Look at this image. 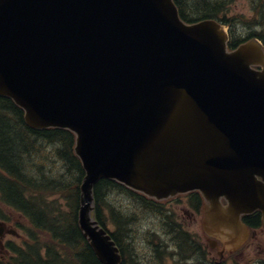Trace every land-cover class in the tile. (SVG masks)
<instances>
[{
	"label": "water",
	"instance_id": "water-1",
	"mask_svg": "<svg viewBox=\"0 0 264 264\" xmlns=\"http://www.w3.org/2000/svg\"><path fill=\"white\" fill-rule=\"evenodd\" d=\"M228 39L174 0H0V95L31 127L75 133L79 227L102 264L122 255L94 215L101 179L158 200L200 191L212 248L244 242L243 214L264 221V49Z\"/></svg>",
	"mask_w": 264,
	"mask_h": 264
},
{
	"label": "trees",
	"instance_id": "trees-1",
	"mask_svg": "<svg viewBox=\"0 0 264 264\" xmlns=\"http://www.w3.org/2000/svg\"><path fill=\"white\" fill-rule=\"evenodd\" d=\"M236 1L176 2L182 17L188 21L217 18L229 24L235 45L241 40L237 29L241 23L252 30L249 36L256 35L264 40V0H249L257 13L255 21L229 15ZM255 22L261 24V27L257 26L258 30L253 26ZM74 146L73 132L64 128L34 129L28 126L23 110L11 98L0 95V199L23 213L33 228L28 246L16 249L7 264H101L78 226L81 183L85 170ZM115 193L133 197V202L141 209L161 212L165 217L162 229H176L175 241L178 244L184 238L187 239L188 232L174 221L173 214H166L165 208L157 201L116 180L102 179L94 187L95 216L108 229L109 224L113 223L112 235L126 257L127 245L132 243L133 247L138 248L137 233L141 227L135 214L123 211L121 206L112 202ZM196 203L195 209L199 210L201 201L198 195ZM123 209L128 208L123 206ZM129 220L131 222L127 226ZM260 220V215L256 216L250 224L257 226ZM135 251L133 248L130 254L132 258L137 255ZM128 260L125 258L124 264H129Z\"/></svg>",
	"mask_w": 264,
	"mask_h": 264
},
{
	"label": "rangeland",
	"instance_id": "rangeland-1",
	"mask_svg": "<svg viewBox=\"0 0 264 264\" xmlns=\"http://www.w3.org/2000/svg\"><path fill=\"white\" fill-rule=\"evenodd\" d=\"M229 15L230 16L238 15V16L243 17L246 20L252 19V21H255L257 19V13L255 11V8H253V3H251V1H249V0H237L232 5ZM242 22H244V21H242ZM253 26H254V24H253ZM238 30L240 33L239 36H241V38H246L250 34V32L252 31L247 25H244L243 23L238 25ZM114 198L115 199H113V200L110 199V200H112V202L115 205L121 206L120 208L129 214H135L137 216V218H138L137 222H138V224H140V227H141V230L137 233L138 248L133 247L132 243L130 245L126 244L127 247H125V248H127V253L130 255L132 253V249L134 248V249H136L135 252H136V254H138L139 260H141L143 264H157V261L154 259L155 254L152 253V251L150 249V243L148 242V240L150 239L149 236L151 233H153L155 236H159L157 234V232H159L160 235L162 234V231H163L162 230V226H163L162 224H163V222H165L164 216L158 211L156 213V212L141 209L137 204H135L133 202V199H134L133 197L129 196V198H128V196H126V195L120 196L117 193H115ZM185 201H186L185 198L181 199V198L175 197V199H172L171 202L169 203L171 205V208L173 211L172 212L173 217L176 218L175 222L178 224H182L185 227V229H187L193 233H198L200 235V238L203 241V243H207V245H208V242H206L207 239L203 235V228L201 225V221L199 223H196V221L193 218V213L191 211L189 203L187 204ZM123 206L127 207L128 209L124 210ZM8 212L12 214L14 224L15 225L19 224L18 222L21 221L20 215L16 214L15 212H11V211H8ZM131 220H129V222H127V226H129V223L131 222ZM26 223L29 224L27 227L28 229H33L30 222L26 221ZM109 227L114 231L113 223H110ZM135 227H134V229L136 230ZM16 230H18L17 225H16ZM137 230H138V228H137ZM18 232H19V230H18ZM21 234L22 235L20 238H22L24 235L23 232ZM163 239H167L166 236H163ZM126 241L127 240H125V243H126ZM129 241H131V240H129ZM157 241L158 240H156V242ZM195 242L197 243V241L193 240V239L188 240V242H187L186 238H184V240L180 241L179 244H178V242H176V243L173 242V245L177 250V252H176L177 257L176 258L178 260L176 259V261L174 262V260L172 259V257L169 254V252L172 250H169L166 252V264H202L201 258H200L202 251L199 250V249H201L199 245L196 247ZM248 245H252L251 250L249 249V250H245L243 253L239 252V253L235 254L234 262H232V259H231L230 262H232V263H229V264H260L262 261V259H260V258H264V232L262 230H260V232L255 235V237L250 241V243ZM192 247H196L195 251L198 250V251H200V253H197L195 255V257L191 258V253L188 249H190ZM259 247H261L262 250L259 249ZM208 252L211 253L212 257H215V255H217L216 250L208 249ZM6 254H9V252H6L3 255V257ZM208 257H210V256H208ZM198 258H199V260H196ZM0 259H3V258L0 256ZM255 259H257L256 262H254Z\"/></svg>",
	"mask_w": 264,
	"mask_h": 264
},
{
	"label": "flooded vegetation",
	"instance_id": "flooded-vegetation-1",
	"mask_svg": "<svg viewBox=\"0 0 264 264\" xmlns=\"http://www.w3.org/2000/svg\"><path fill=\"white\" fill-rule=\"evenodd\" d=\"M245 219L246 222L250 224L255 218L250 214L247 215L244 220ZM1 229H3V231H0V255L8 252V244L13 241L12 237L18 236L14 225L8 222L7 220L0 219V230ZM252 231H254L255 236L257 234V229H253Z\"/></svg>",
	"mask_w": 264,
	"mask_h": 264
}]
</instances>
